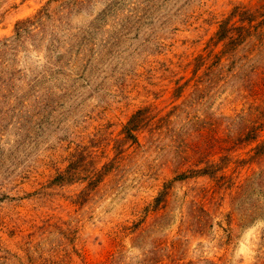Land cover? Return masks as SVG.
Returning <instances> with one entry per match:
<instances>
[{
  "label": "rangeland",
  "instance_id": "rangeland-1",
  "mask_svg": "<svg viewBox=\"0 0 264 264\" xmlns=\"http://www.w3.org/2000/svg\"><path fill=\"white\" fill-rule=\"evenodd\" d=\"M0 264H264V0H0Z\"/></svg>",
  "mask_w": 264,
  "mask_h": 264
},
{
  "label": "trees",
  "instance_id": "trees-1",
  "mask_svg": "<svg viewBox=\"0 0 264 264\" xmlns=\"http://www.w3.org/2000/svg\"><path fill=\"white\" fill-rule=\"evenodd\" d=\"M254 14L249 12L248 10L244 9V10H241L239 13H238V17H239V22H240V25H230L229 27H225L223 23V26L221 25V29L219 30V37L218 38H223L224 36H226V34L231 30V31H235V38L237 37H242L243 36V32H245L251 25L248 23H250V19H253L254 18ZM248 22V23H245ZM245 23V25H244ZM233 38V39H235ZM135 117L133 116L131 118V120H129V122L127 123V126H126V129L127 131L130 133L134 127L136 126V121L134 120Z\"/></svg>",
  "mask_w": 264,
  "mask_h": 264
}]
</instances>
